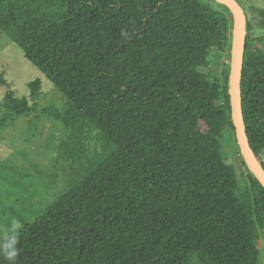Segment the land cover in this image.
<instances>
[{
    "label": "trees",
    "instance_id": "1",
    "mask_svg": "<svg viewBox=\"0 0 264 264\" xmlns=\"http://www.w3.org/2000/svg\"><path fill=\"white\" fill-rule=\"evenodd\" d=\"M250 28L243 113L264 168V37ZM234 29L216 0H0V33L68 104L53 113L68 131L60 196L2 242L0 264L260 263L264 185L247 167L243 186L225 150L240 148ZM213 57L219 75L202 70ZM42 87L8 92L0 124L39 112Z\"/></svg>",
    "mask_w": 264,
    "mask_h": 264
},
{
    "label": "rangeland",
    "instance_id": "2",
    "mask_svg": "<svg viewBox=\"0 0 264 264\" xmlns=\"http://www.w3.org/2000/svg\"><path fill=\"white\" fill-rule=\"evenodd\" d=\"M218 1V0H216ZM251 24L252 43L264 37V0H238ZM254 41V42H253ZM230 53L224 61L229 63ZM232 57V52H231ZM224 65L213 57L208 68L212 75L221 74ZM0 120L8 92L16 97H30V83L42 79L39 112L0 124V247L2 242L25 224L45 213L60 196L64 182L59 179L63 168L58 163L61 143L68 138L65 126L53 113H65L68 104L63 93L30 62L23 50L5 33H0ZM229 164L236 167L239 179L246 186L248 165L235 141L225 145ZM264 161V154L261 155ZM61 178V177H60ZM260 263L264 264V231L260 240Z\"/></svg>",
    "mask_w": 264,
    "mask_h": 264
},
{
    "label": "water",
    "instance_id": "3",
    "mask_svg": "<svg viewBox=\"0 0 264 264\" xmlns=\"http://www.w3.org/2000/svg\"><path fill=\"white\" fill-rule=\"evenodd\" d=\"M228 6L234 18V33L232 39V116L236 127L238 142L241 152L247 162L248 167L255 173L261 183L264 185V168L259 158L252 149L246 129L243 102H242V71L244 50L247 39V15L238 0H218Z\"/></svg>",
    "mask_w": 264,
    "mask_h": 264
}]
</instances>
